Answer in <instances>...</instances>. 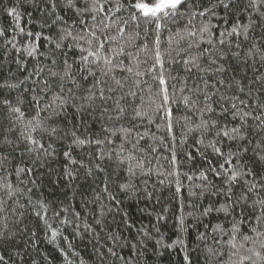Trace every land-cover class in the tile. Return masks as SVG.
Returning a JSON list of instances; mask_svg holds the SVG:
<instances>
[{"label": "trees", "instance_id": "trees-1", "mask_svg": "<svg viewBox=\"0 0 264 264\" xmlns=\"http://www.w3.org/2000/svg\"><path fill=\"white\" fill-rule=\"evenodd\" d=\"M137 2L0 0V264H264V2Z\"/></svg>", "mask_w": 264, "mask_h": 264}, {"label": "snow or ice", "instance_id": "snow-or-ice-1", "mask_svg": "<svg viewBox=\"0 0 264 264\" xmlns=\"http://www.w3.org/2000/svg\"><path fill=\"white\" fill-rule=\"evenodd\" d=\"M67 2H68V4L70 6L74 5V0H67ZM222 2H223V0H221V3ZM261 2H264V0H261ZM187 5H188V0H156V2L155 3H152V4L143 3V2H137V3H135L134 7L136 9H139L143 13L144 16H146V17L150 16V17L156 18L158 20L161 13L165 17L169 16L170 14L171 15H176L178 13V11H179L180 8L185 7ZM252 6L255 7V8H259L260 3L257 2V0H253V5ZM215 7H216V5H212V8H215ZM212 8H205L204 11L199 12V15L200 16H203L207 12H211L212 15H215V13L212 12ZM77 11H80V9H77ZM84 11H88V9L86 8V9H84ZM9 12L10 13H15V9L14 8L13 9H9ZM196 14L197 13H195V12L192 13V15H196ZM262 15H264V13H262ZM133 18L135 19V17H133ZM160 26L161 25L159 23H157V27H160ZM121 31H123V29ZM204 31H207V28H205ZM239 32H240V29L237 28L236 26H234L232 28V33L231 34H239ZM244 32L245 33L247 32V28L246 27L244 28ZM0 34H2V30H0ZM67 35L70 36L71 35V32L69 31L67 33ZM91 35L92 36H95V33L93 32ZM190 35H193L194 36L195 33L194 32L193 33H190ZM220 35L223 36L224 33H221ZM81 39H83V37H81ZM156 43L158 44L159 41L157 40ZM220 43L223 44L224 43V40H220ZM56 47L59 48L60 45L57 44ZM33 51H35V49H33ZM81 51H84V49H81ZM88 56L97 57V53L90 51V52H88ZM88 56H81V60L82 61H87ZM156 56H157V62L162 67L163 66V61L160 59V53L158 51L156 52ZM261 59H264V55L261 56ZM185 63H187V61H185ZM128 70L131 71V69H128ZM217 71H222V69H217ZM65 75L70 76L71 73L70 72H66ZM159 80H160L161 85H165V87L162 89V91L164 93L163 99L165 101H169L170 100V97L168 96V90H167V86H166L167 82L165 81V79L163 78V76H160L159 77ZM185 87H186V84H185ZM180 90H181V92H183L184 89L181 88ZM100 95H101V98L103 99V92H101ZM210 99H211L210 96H207V95L205 96V100H210ZM182 100H183V104L186 106V105L189 104L190 98L188 96H184L182 98ZM4 103L5 104H9L10 102L9 101H4ZM241 103H243V101H241ZM160 107H164V105H160ZM232 109H237V105L236 104H233L232 105ZM206 110L208 112L213 111V109L210 108V107L208 109H206ZM13 111L20 112V109L19 108H15V109H13ZM121 111H123V109H121ZM224 111L227 112V109H225ZM166 112H167L168 116L171 117V115H172V109L171 108H167L166 109ZM237 114L238 113L236 111H233L232 112L233 117H235ZM137 115L140 116L142 114L138 112ZM249 115H250L249 113H243L242 116H241V119H243L244 117H247ZM256 119H259V117H256ZM206 123L207 122H205V124ZM262 123H264V121H262ZM213 124H215L214 121H213ZM169 128H171V123L170 122H169ZM33 130H35V129H33ZM240 131H241L240 128H235L234 127L230 131H223L222 134H223V136L228 137L229 139L235 140L237 138V135L240 134ZM53 132H55V129H53ZM217 135H220V133H217ZM239 138L240 139H244V136L243 135H239ZM28 139H31V137L29 136ZM32 142L34 144L37 143L35 140H33ZM75 142L76 143H79V144H84V143H87L88 141H85V140H77ZM200 143H203V141L201 140ZM41 147H43V146L41 145ZM213 151L215 153H218V154H221V155L223 154L221 152V149L219 147H215V145H213ZM244 151H247V149H244ZM65 155H67V153H65ZM231 155H236V153H231ZM258 156H259V159L264 160V155H259L258 154ZM220 167H223V165H220ZM89 171H91V170L89 169ZM248 172L250 173L251 170L249 169ZM69 174L71 175V173H69ZM246 174H248V173L238 172V171H236L235 168H233L232 174H231V177H230V180H229V183L231 184L232 182H235L239 177H241L243 175H246ZM201 175L203 176L204 174L201 173ZM216 175H220V173H216ZM121 187L122 188H127L128 185H122ZM262 187H264V186H262ZM254 190H255V185H252L251 187L248 188V192H252ZM246 198H247L246 194H242L240 199L241 200H245ZM260 203L262 205H264V201H260ZM233 207H235V206H233ZM220 210H223V211L227 212L228 211V208L227 207H222V209H217V211H220ZM209 211H211L210 208L209 209H205L204 210V214H207ZM36 215L39 216L40 213H36ZM257 219L259 220V218H257ZM181 222H182V218H181ZM45 223H47V221H45ZM219 227L220 226H217V228H219ZM236 227L237 226L234 224L233 225V229H236ZM214 230H216V229H214ZM253 231H255V229H253ZM174 243H181V242L180 241H176ZM109 251H111V250H109ZM256 255L259 256L260 254L259 253H256ZM185 258L187 259V257H185Z\"/></svg>", "mask_w": 264, "mask_h": 264}]
</instances>
